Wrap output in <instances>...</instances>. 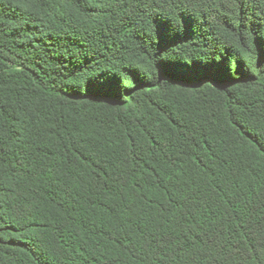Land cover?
<instances>
[{
  "label": "trees",
  "instance_id": "16d2710c",
  "mask_svg": "<svg viewBox=\"0 0 264 264\" xmlns=\"http://www.w3.org/2000/svg\"><path fill=\"white\" fill-rule=\"evenodd\" d=\"M0 264H264V0H0Z\"/></svg>",
  "mask_w": 264,
  "mask_h": 264
}]
</instances>
